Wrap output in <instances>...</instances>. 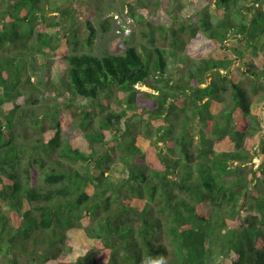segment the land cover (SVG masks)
Returning a JSON list of instances; mask_svg holds the SVG:
<instances>
[{"label":"trees","instance_id":"trees-1","mask_svg":"<svg viewBox=\"0 0 264 264\" xmlns=\"http://www.w3.org/2000/svg\"><path fill=\"white\" fill-rule=\"evenodd\" d=\"M183 1L155 5L168 12L172 3L184 9ZM188 1L193 24L179 20L171 30L149 22L148 44L96 55L90 17L85 42L73 35L88 50H69L59 28L79 11L54 21L48 7L55 1L0 0V264H63L65 254L75 257L65 264H264L257 187L264 146L261 163H253L264 142V115L253 100L264 91V0ZM153 2L135 0L128 14L139 10L144 21ZM156 27L164 40L171 30L170 47L158 43ZM60 49L67 71L53 92L61 105L41 117L28 87L38 74L33 57ZM179 49L188 69L173 83L169 56ZM238 59L252 91L232 67ZM155 77L154 92L143 91ZM78 98L101 106L98 121L78 108L74 128ZM180 109V132L166 128ZM138 118L153 120L163 146L143 148ZM118 152L128 175L122 180L113 173Z\"/></svg>","mask_w":264,"mask_h":264},{"label":"rangeland","instance_id":"rangeland-1","mask_svg":"<svg viewBox=\"0 0 264 264\" xmlns=\"http://www.w3.org/2000/svg\"><path fill=\"white\" fill-rule=\"evenodd\" d=\"M55 1V4L52 5L50 2V6L48 7V16L49 20L54 21H63L66 19L65 15L66 13H77L79 11V14L77 15V19L72 25L69 27L66 26L65 28H59V35L64 40V46L65 48L72 50V48L75 47V38L73 35L81 36V39L86 40L88 37V32L85 27V20L86 17H90L92 19V23L94 27L97 29L98 37L96 38V42L93 47V52L99 55L104 54L105 52H113V53H122L124 52L125 48L128 45H135L137 47H141L142 44H148V37L149 31H151L152 27L148 26V23L151 22L155 25H162L165 26L166 29L172 28L171 30H179V27L181 24H179V20L183 21L186 25L189 23L193 24V20L190 18L192 17L194 13V8L191 6L188 0L183 1V5L185 6L184 9L179 8V6L174 3H172L168 9V12L173 14V16H170L169 13L165 10L164 6L162 8H158L157 5H155V1L153 0V4H150V12H145L146 20L141 21L138 17L140 14V11H137V16L133 17L130 14H128L129 11V4L134 3L135 0H50ZM201 5H205L206 1L201 0ZM5 6V2L1 3V7ZM216 16H218L219 12ZM148 17V19H147ZM172 17V18H171ZM176 17V18H174ZM42 24L39 23L38 27L39 29H42ZM75 30V31H73ZM171 30L168 31V39L164 40L161 39V31L157 30V27L155 28V37L160 44L167 45L170 47V41L172 40ZM185 45L188 44V41H192V39L188 37V34L185 35ZM57 44H59L60 47H62V43L57 41ZM62 44V45H60ZM78 46H81V49L84 51H87L88 48L84 45H80L79 41L76 44ZM176 55V54H175ZM34 63L38 68V74L34 75L32 77V85H29V91L34 93L30 100L33 101L35 108L34 112L37 115H40L43 117L47 112L52 110L55 105H61V102L56 98L53 92V86L60 84L62 78L65 77L66 71H67V64L64 60V52L62 50L58 51H51L48 55V57H43L40 54H35ZM188 54L186 51L180 50L177 52L176 57L169 56V71L168 75L169 78H172L173 83L180 82L183 78V75L185 72H187V66L189 63ZM257 66H261L262 61L261 58L256 59ZM233 69L238 71L239 76L242 78L245 83L246 87L252 91L253 85L252 80L249 79V76L247 75V69L243 62H241L240 59L235 61L232 65ZM31 72V67H30ZM32 73V72H31ZM264 82V81H263ZM157 84L159 83L158 78H152L150 81H148L147 84L142 85L141 89L145 92H154L153 89H151L150 84ZM160 84V83H159ZM35 89L37 91H35ZM114 95H118L115 93ZM264 91L263 89H260V91L256 94H253V100L255 104L260 106V112L259 114L262 116L264 115ZM37 100V102H34V100ZM114 98H112L113 100ZM29 100V101H30ZM77 106H74L70 108V115L71 118L76 120L74 128H78L77 124H79L82 120V116L84 112H88L91 114L95 121H98L99 117H97L98 113L100 112L101 106L96 102H90L82 98L77 99ZM78 108H81L83 113L78 111ZM189 110L187 109V112L189 113ZM193 112V111H192ZM190 112L191 119H194V115ZM183 113L182 110H177L173 115L170 116V122H165L164 126H167L166 128L170 127H176V130L180 132V127L183 122ZM138 118L137 121V130L135 131V136H137L140 140L143 141V148L147 151H150V147L152 146H163L162 142L156 141V130L157 127L155 126V123L153 120L149 121L147 124V121L141 120ZM194 123H197L195 120H193ZM49 119L46 118L45 123L48 124ZM148 129L151 130V133L148 134ZM67 131L69 134H74L75 132L72 130V128H68ZM79 131V130H78ZM139 132L142 134V138L139 137ZM155 132V134H154ZM68 133H65L66 136H69ZM130 141V140H129ZM264 146V142L260 143L257 146L256 154L258 153L259 156L253 157V163L256 166H259L261 163V147ZM101 148V146H99ZM261 153V154H260ZM119 152L114 154V164H113V170H114V176L117 177V180H122L125 177H128L127 170H126V164L123 163L121 160V157L119 156ZM246 165V169L251 172V168ZM121 178V179H120ZM115 179V180H116ZM116 180V181H117ZM259 186V187H258ZM259 194H264V184L259 183L257 185ZM247 203L244 204V207H247ZM65 258L67 262L69 263L71 261H74V256H70L68 254H65ZM64 259V258H62ZM24 264H29L28 262Z\"/></svg>","mask_w":264,"mask_h":264}]
</instances>
